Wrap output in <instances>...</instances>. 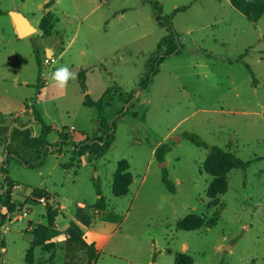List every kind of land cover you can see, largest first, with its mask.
Segmentation results:
<instances>
[{
	"label": "rangeland",
	"instance_id": "rangeland-1",
	"mask_svg": "<svg viewBox=\"0 0 264 264\" xmlns=\"http://www.w3.org/2000/svg\"><path fill=\"white\" fill-rule=\"evenodd\" d=\"M157 2L175 32L177 53H182L165 56L149 84L140 89L152 60L165 50L158 42L168 32L154 19L149 1L0 0V113L5 118L0 123V167L5 171L0 170V209L10 220H18L4 221L0 227V264H27L29 249L33 264H85L87 245L73 249L74 259L67 260L65 239L39 246L45 239L42 231H22L27 219L42 217L47 222V212L53 211L64 224L75 210L78 219L91 226L80 232L94 244L92 264H176L175 253L189 255L192 264H264V58L257 62L249 54V71L240 63L212 65L202 50L217 59L236 57L258 36L259 28L264 34V14L255 27L227 0ZM181 6L187 8L166 18ZM11 10L25 15L36 31L18 38ZM220 12H233L234 17L221 22ZM213 20L220 23L216 26ZM221 29L228 44L213 40ZM256 45L264 50L262 39ZM46 47L54 50L49 64L43 62ZM34 49L40 57L39 91ZM187 51L189 56H184ZM63 65L76 77L61 89L52 74ZM81 69L90 98H101L109 88L102 107L113 141L102 156L91 159L75 157L70 145L58 144L61 131L72 141L76 133L90 139L102 134L96 108L82 105ZM31 104L53 127L43 153L37 151L39 125L30 120ZM12 126L29 139L28 148L6 143L9 136L4 135ZM183 132L252 161L244 172L232 169L224 178L215 177L222 170L220 161L205 165L207 150L182 138ZM160 143L170 150L157 162L153 149ZM120 160L127 162L129 176L118 188L130 182L128 192L117 197L111 183ZM163 169L174 193L162 183ZM5 177L17 186L9 188ZM37 188L49 191L43 202L33 194ZM99 197L103 210L94 206ZM6 204H13V212ZM189 214L200 216L205 224L190 231L177 229L176 222ZM30 240L35 248L29 247Z\"/></svg>",
	"mask_w": 264,
	"mask_h": 264
},
{
	"label": "trees",
	"instance_id": "trees-1",
	"mask_svg": "<svg viewBox=\"0 0 264 264\" xmlns=\"http://www.w3.org/2000/svg\"><path fill=\"white\" fill-rule=\"evenodd\" d=\"M151 3L152 8L154 10V19L158 22L159 25L164 26L168 32H166L159 40L158 47L165 46V50L162 52H159L158 56L153 59V63L151 64L149 71L145 74L143 78L139 81V88L142 89L147 84H149L151 77L157 72V64H159L163 58L169 54L177 53L178 52V46L174 42L175 41V32L172 28V25L169 21H166L164 17L161 16L160 7L158 5L157 0H147ZM49 3V2H48ZM229 3L232 8L240 12L244 15V17L251 23H255L259 17L264 13V0H229ZM49 5V4H47ZM47 7V6H46ZM187 7L181 6L173 9V11L170 13L169 16H166V18H171L175 13L179 11H184ZM247 50H245L242 54L239 56L233 58V59H225L228 63H239L243 62L242 58L245 55ZM34 58L35 62L38 66V76L36 80V88L39 91L40 89V57L38 54V51L34 49ZM244 66L250 71L249 65L244 63ZM78 80L80 87L84 93L82 105L86 107H94L97 110V121L98 125L102 130V134L99 137L95 138H87L85 137L83 140L74 142L71 139L66 138L65 134L61 131L58 134V144L59 145H70L72 147V155L73 156H83L86 155L87 158H97L102 156L110 147L112 141H113V134L111 129L106 124L104 117H103V107H102V97H104L107 93H109V88L105 89V91L102 94V97L93 100L90 98V96L86 93V85H85V70L81 69L78 72ZM28 109L31 110V114L34 117V120L39 125L38 130L36 131L37 137L40 140V150H37L40 153H43L45 150L48 149L47 147V141H46V135L51 130V127L44 123V121L41 118L40 112L34 107V105H28ZM5 118L3 114L0 113V123L4 122ZM31 120V119H30ZM25 126V124H23ZM181 137L192 143L194 146L198 148H204L207 150L206 157L204 159V164L207 165L208 163H212L213 161H220L222 170L220 172H217L215 177L218 178H224L225 175L232 169H239L244 172V170L248 167L249 163L252 160H243L239 158L237 155H235L233 152L225 151L219 146L216 145H207L200 136L193 132H183L181 134ZM10 140L16 141V143L19 141V132L17 129H13ZM170 150V146H168L165 143H160L155 146L153 151L154 159L157 162L164 161L165 154ZM8 158V157H7ZM19 159V157H17ZM22 164L26 166H30V163L24 160L20 161ZM39 163V162H38ZM127 162L125 160H120L117 162L115 173L112 175V183H111V189L112 194L114 196H123L128 192V184L130 181L127 182L126 186L122 189H119L118 186L120 185L121 179L125 178L128 175L127 171ZM0 170L5 173L2 166L0 167ZM207 171L212 173V168L208 167ZM162 183L165 186L166 190L170 193H174V185L173 182L168 178L167 172L163 169V174L161 177ZM5 183L9 186V188H12L14 185V182L7 180V177L4 179ZM8 188V189H9ZM33 192V191H32ZM9 190L6 192L8 195ZM47 191L44 189L37 188L34 190L33 194L37 195L38 198H42L47 195ZM97 193L100 194L99 189L97 188ZM104 202L102 197H99L97 203L94 205L97 210H103ZM49 205V203H48ZM6 208L8 212H13L14 206L13 204H6ZM5 219V214L0 212V223ZM47 224L48 226H52L53 224V218L50 216L49 211L46 215ZM213 222H211L212 224ZM205 224V221L203 218H201L198 215L195 214H189L185 217L181 218L176 222V228L184 231H190L201 228ZM86 253H87V261L85 264H92V261L95 259L96 252L94 248V244H88L86 247ZM25 261L27 264H33V257H32V251L29 249L27 250ZM174 262L176 264H192L193 260L189 255H186L184 253H175L174 254Z\"/></svg>",
	"mask_w": 264,
	"mask_h": 264
},
{
	"label": "crops",
	"instance_id": "crops-1",
	"mask_svg": "<svg viewBox=\"0 0 264 264\" xmlns=\"http://www.w3.org/2000/svg\"><path fill=\"white\" fill-rule=\"evenodd\" d=\"M227 2H228V5H229V7H231V5H230V3H229V0H227ZM232 8V7H231ZM234 9V8H233ZM237 11V10H236ZM240 13V12H239ZM220 14V21L221 22H223V21H226V20H228V19H230L231 17H234V15H233V12H226V13H224V12H220L219 13ZM264 14V13H263ZM262 14V15H263ZM233 15V16H232ZM243 15V14H242ZM261 15V16H262ZM244 16V15H243ZM261 16L259 17V19L261 18ZM246 19V18H245ZM259 19L255 22V23H252L255 27L257 26V24H258V22H259ZM217 22L218 21H215V20H213V24L214 25H216L217 26ZM12 23V22H11ZM218 23H220V22H218ZM208 24V23H207ZM14 26V25H13ZM221 27H219V28H222V23H221V25H220ZM259 28V27H258ZM237 31H238V29L236 28V29H234V33H237ZM260 33H258V36H256V37H254L253 39H254V41H252V42H250V43H248L247 45H245L244 46V48H243V50H241L240 51V53L237 55V56H239L240 54H242L245 50H247L246 51V53H245V55L243 56V58H242V60H243V62H239L246 70H248L245 66H244V63H246L247 65H249V67L251 68V66H250V64L246 61V57L249 55V54H251V55H253L254 57H255V61H257V62H260V61H262L263 60V58H264V50L263 49H261V48H259L258 47V45H256V42H258V41H260V39H262L263 41H264V34L263 33H261V29L259 28V30H258ZM232 32H233V30H232ZM213 40L215 41V42H217V44H219V45H223V44H228L229 43V40L225 37V34L223 33V30L221 29V30H218V31H216V33L215 34H213ZM254 48V51L253 52H250V53H248V49L249 48ZM51 50L52 51V54H51V56L54 54V50L52 49V48H50V47H46V50ZM202 50L204 51V53H203V55H204V57L206 58V59H208V60H210L211 62V64L213 65V64H217V63H226V64H228V65H233V64H238V63H228V62H226L225 61V59H233V58H228V57H226V58H222V59H220V58H218L217 59V57L216 56H214V54H212V53H210V52H208L207 51V49H205V48H202ZM255 52H257V53H259V56H255L254 55V53ZM181 53H182V51H181ZM181 53H179V54H181ZM178 53H173V54H171V55H179ZM189 51H187V53L184 55V56H189ZM170 55V56H171ZM236 56V57H237ZM235 58V57H234ZM252 70V69H251ZM253 72V71H252ZM257 75V74H256ZM258 76V75H257ZM259 77V76H258ZM260 78V77H259ZM251 81H252V83H253V78L251 79ZM104 92V91H103ZM83 95H84V93H83ZM30 110V109H29ZM19 111H22V110H19ZM31 111V110H30ZM39 111V110H38ZM40 112V111H39ZM22 113H23V111H22ZM40 115H41V112H40ZM42 117V116H41ZM20 122H22V121H20ZM51 127V129H53V127L52 126H50ZM14 129V127L12 126V127H10L9 129H7V132H6V134L4 135V136H9V138L8 139H6V143L8 142V144H12L13 146H18V148H28V144H27V140H29V139H27V140H24V136H23V131L22 130H19V129H17L18 130V132H19V141L16 143V141H12V140H10V136H11V133H12V130ZM70 130V134L72 135L73 134V132H71L72 130L71 129H69ZM31 131L29 130V132L28 133H30ZM31 134V133H30ZM73 137V136H72ZM85 137H87V138H89L88 136H86L85 134H77L76 133V139H74V141H81V140H83ZM158 145V144H157ZM39 146H40V141H39ZM37 149H39V148H37ZM154 150V149H153ZM240 158V157H239ZM256 158V157H255ZM2 160H3V154H2V156H1V158H0V161L2 162ZM14 182V181H13ZM14 186L16 187L17 185H15V182H14ZM42 189V188H41ZM44 190H46L48 193H49V191L47 190V189H44ZM52 198H54V197H52ZM53 200V199H52ZM55 206H56V208L58 209H61V211L62 210H64V206L62 205V204H60V203H56L55 204ZM77 209V208H76ZM27 210V209H26ZM22 211H24L23 209H22ZM0 212L1 213H3V214H5V219L0 223V227L1 226H3L2 224H3V222L4 221H7V222H13V221H18V220H14V219H12V220H10L9 219V214L8 213H6L5 212V209L3 208V209H0ZM27 212V211H26ZM60 212V211H59ZM10 213V212H9ZM78 215H80V213L78 212V214H77V212H76V210H75V213H72V214H70V218H69V220L67 221V222H65L64 224H60L57 220H56V217H55V215L53 214V211H51L50 212V216L53 218V225L52 226H48V224H47V222L44 220V218H40V219H37V220H31V219H27L26 220V226H24V229H22V231H27V232H32V233H35L36 232V229L38 228L39 230H40V232L42 231L44 234H45V239L42 241V242H40V245L39 246H42L45 242H54V243H57V242H60V241H62L63 239H65L66 240V242H65V247H66V249L64 250L65 252H64V254H65V259H67V260H73L74 259V253H72V250L74 249L75 251H76V248L79 246V245H88V244H90V243H88L87 241V237H85V235H82L81 234V232H80V230L81 229H90L91 228V226H90V224H89V221H83V220H81V219H78ZM24 216H26V215H24ZM62 216H63V214H62ZM82 216V215H81ZM24 218V217H23ZM20 219H22V218H20ZM19 219V220H20ZM41 220H44L45 221V223H42V221ZM91 232H92V230H91ZM99 233H104V231L103 230H100V231H98ZM0 239L2 240V246L4 245V241H3V239L0 237ZM34 243H32V241L30 240V248H35V245H33ZM0 249H1V251L4 249V247H1L0 246Z\"/></svg>",
	"mask_w": 264,
	"mask_h": 264
},
{
	"label": "water",
	"instance_id": "water-1",
	"mask_svg": "<svg viewBox=\"0 0 264 264\" xmlns=\"http://www.w3.org/2000/svg\"><path fill=\"white\" fill-rule=\"evenodd\" d=\"M10 19L14 25V29L16 32V35L18 38L26 37L33 32L36 31V28L30 23L28 18L23 15L21 12L16 11V10H11L8 12ZM52 51L51 50H46V55L51 56ZM31 121L34 122V117L31 116ZM22 122H19V125L21 126ZM179 136H173V140H179ZM160 166H165V163H161ZM49 203H52V198H49L48 200Z\"/></svg>",
	"mask_w": 264,
	"mask_h": 264
},
{
	"label": "clouds",
	"instance_id": "clouds-1",
	"mask_svg": "<svg viewBox=\"0 0 264 264\" xmlns=\"http://www.w3.org/2000/svg\"><path fill=\"white\" fill-rule=\"evenodd\" d=\"M75 77L76 73L70 72L67 65L57 68L52 74V79L61 89L66 88L68 80L74 79Z\"/></svg>",
	"mask_w": 264,
	"mask_h": 264
},
{
	"label": "built area",
	"instance_id": "built-area-1",
	"mask_svg": "<svg viewBox=\"0 0 264 264\" xmlns=\"http://www.w3.org/2000/svg\"><path fill=\"white\" fill-rule=\"evenodd\" d=\"M54 58L53 56H45L43 59L44 64H49L50 62H53ZM39 201L43 202V198H40Z\"/></svg>",
	"mask_w": 264,
	"mask_h": 264
}]
</instances>
